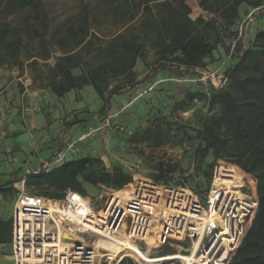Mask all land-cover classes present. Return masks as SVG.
<instances>
[{
  "label": "trees",
  "instance_id": "1",
  "mask_svg": "<svg viewBox=\"0 0 264 264\" xmlns=\"http://www.w3.org/2000/svg\"><path fill=\"white\" fill-rule=\"evenodd\" d=\"M188 1L100 0L94 7L84 5L72 21L58 26L48 38L52 24L44 0H0V16L25 13L19 25L0 24V69L26 64L36 71L34 82L46 85L57 97L92 86L104 101L98 114L103 117L108 100L135 84L134 68L148 50L158 58L155 70L175 67L187 72L204 67L223 47L231 60L225 85L210 87L207 93L187 91L169 106L174 116L188 111L195 100L204 102L207 115L199 127L178 126L171 132L169 117L157 116L156 126L139 131L132 140L138 141L141 135L157 143L166 134L181 132L191 143L196 160L212 157L208 185L204 189L191 186L200 195L209 190L214 167L220 162L250 177L256 184L257 209L230 264H264V31L246 44L238 39L244 14L247 18L255 11L253 18L264 24V0H202L200 7L214 17L211 20H193ZM95 26L108 27L103 35L106 40L92 33L86 41ZM52 58L54 63L49 62ZM163 113V108L157 110L158 115ZM100 163L91 158L65 161L47 174L31 176L46 179L56 189L81 192L77 178L86 171L84 181L89 184L110 182ZM177 170L175 165L160 164L155 183L180 186L170 184ZM115 172L113 182L121 190L131 179L119 169Z\"/></svg>",
  "mask_w": 264,
  "mask_h": 264
},
{
  "label": "built area",
  "instance_id": "2",
  "mask_svg": "<svg viewBox=\"0 0 264 264\" xmlns=\"http://www.w3.org/2000/svg\"><path fill=\"white\" fill-rule=\"evenodd\" d=\"M255 11L239 30L243 35ZM226 77L214 87L222 88ZM153 88L148 91H152ZM99 127L77 141L67 144L27 175L47 174L78 157L86 138L113 127L112 117L96 115ZM220 162L214 168L209 190L198 194L188 186H164L151 180H135L127 199L111 192L102 207L95 209L79 193L66 191L63 198L52 199L21 192L13 209V257L15 264H118L135 255L145 264H230L250 228L257 199L246 191L249 179L240 169V179L229 178V168ZM253 181V180H252ZM89 238H84V236ZM98 238L118 245L119 240L143 244L140 251L170 246L173 259L153 258L147 263L136 251L115 252ZM149 240L150 243H149ZM141 264V263H139Z\"/></svg>",
  "mask_w": 264,
  "mask_h": 264
},
{
  "label": "crops",
  "instance_id": "3",
  "mask_svg": "<svg viewBox=\"0 0 264 264\" xmlns=\"http://www.w3.org/2000/svg\"><path fill=\"white\" fill-rule=\"evenodd\" d=\"M191 18L195 20L192 16ZM92 33L106 40L103 37L104 34L92 29L86 41ZM216 53L217 51L214 53V59ZM59 55L60 53L55 54V56ZM52 60L54 59L52 58L49 62L52 63ZM157 62L158 58L150 50L146 52L143 59H138L134 68L135 84L126 87L108 100V112L103 117L111 116L113 124L124 127L121 123L115 122L116 119L132 109L145 96L153 95L152 91H148L151 88L160 91L154 94L165 98L159 105L166 109L174 101L181 100L187 91L194 94L208 92L209 89L201 85L180 83L179 78L191 71L183 72L175 67H162L155 70ZM74 73L78 74L79 71ZM35 74H32L24 65L9 69L5 66L0 69V264H15L12 247V216L19 194L25 192L33 196L59 199L66 191H72L56 189L47 183L46 179L29 176L26 171L36 170L43 161L51 158L67 144L87 135L89 129H97L100 125L94 117L104 106V101L100 99L92 86L72 90L63 97H57L46 85L34 82ZM116 84L117 82H114L109 88H113ZM172 90L176 93L170 94ZM200 106L201 102L195 100L188 111L180 112V116L188 117L186 125L193 128L199 127L201 120L207 115V106L204 105L202 115H200L202 112ZM144 111L146 115L150 109L145 108ZM163 111L167 112L164 109ZM133 120L135 119L130 121ZM92 121H94L93 125L90 124ZM96 142L98 144L99 140ZM94 143L91 138H86L78 144L80 145L78 157L68 156L67 161L86 158L101 161L99 167L105 175L110 176V182L89 184L84 181V176L88 173L86 171L77 178L81 192H76L87 198L93 208L98 209L104 205L111 192L118 191L119 195L128 198L137 174L120 161L118 156L111 154L114 146L110 142H107L108 144L102 150L98 147L91 148ZM94 153H97V156ZM116 169L123 171L131 179V182L121 190H118L113 182ZM138 248L145 249V246L138 244ZM159 251L147 250L149 258L145 257V260L149 262L153 258L165 257L161 256ZM155 253L156 257H154ZM118 264H136V261L126 258Z\"/></svg>",
  "mask_w": 264,
  "mask_h": 264
},
{
  "label": "rangeland",
  "instance_id": "4",
  "mask_svg": "<svg viewBox=\"0 0 264 264\" xmlns=\"http://www.w3.org/2000/svg\"><path fill=\"white\" fill-rule=\"evenodd\" d=\"M100 0H44L46 9L49 13V18L51 22V27L48 30V38H51L55 33V30L58 26L65 25L72 21L81 11L84 5H89L94 7L97 2ZM202 0H189V5L192 9L193 18H205L206 20L213 19V16L205 13L204 10L200 7V2ZM247 10V9H245ZM247 15V14H246ZM25 13L20 12L18 14L8 16H0V24H9L11 26L19 25L24 20ZM245 14L243 16V22L245 21ZM100 34H105L108 30L106 26H95L92 28ZM258 31H264V24L259 23L255 18L248 23L246 30L243 35L244 43H248L249 39H253L255 34ZM228 40L226 39V43ZM52 63L54 60L51 61ZM26 68L27 65L24 64ZM13 67L7 65V68ZM231 67V60L229 55L224 51L223 47H220L216 53V58L213 60H207L204 67L192 70L189 74H185L182 78H179L180 83L188 84L194 83V85H201L209 89L210 87H215L219 80L223 77H226V71ZM5 68V67H2ZM1 68V69H2ZM29 69V68H28ZM32 74H35V69L30 70ZM181 73V72H180ZM154 90V89H153ZM152 90L153 95H148L138 101L135 106L128 110L126 113L122 114L121 117H118L115 122L121 123L124 127H119L118 124H113V127L109 130L104 131L103 133H94L91 134L88 138H91L92 143H95L91 148L103 149L110 142L114 148L111 151L112 155L118 156L119 160L128 165L131 171H134L136 175V180L147 179L153 182L156 181L159 176L158 166L160 164H171L178 167L177 172L173 173L170 177V184L172 185H188L201 187L204 189L208 185L210 178V172L212 170L213 158L207 157L203 160H196L193 157V149L191 143L187 141L181 132L179 134L169 136L165 135L164 139L160 142H153L151 140L143 139V136H139L138 141H134L133 136L139 131H144L149 127L156 126L155 117L159 116L161 119H167L170 125L172 126L171 132H175V129L178 126H184L187 123V116H180V113H176L174 116L171 113L170 107L167 109V112L163 115H158L157 110L162 107L159 105L164 102L165 98H160V93L158 90ZM171 93H176L175 91H170ZM201 102L200 109L202 110L201 114L204 113V103ZM149 108L147 114L144 115V109ZM164 109V107H163ZM166 111V110H165ZM131 119H135L130 121ZM94 121L90 124L93 125ZM94 129H89L88 133H92ZM95 137V140H93ZM96 140H99L97 144ZM80 146V145H78ZM97 156V153H94ZM217 164L216 166H218ZM215 166V167H216ZM214 167V168H215ZM226 168L232 169L230 165H225ZM236 172V170H235ZM246 191L249 196L257 199L256 193V184L252 179H249V183ZM118 192V191H117ZM114 193V192H113ZM84 236V235H82ZM89 238V236H84V238ZM98 240L105 242L108 246H112L109 242L98 238ZM160 250V251H159ZM155 252L159 251V254H169L175 253L176 250L170 246H165L154 250ZM133 258L128 257L127 259L136 261V264H145L135 255H132ZM156 257V253L154 255ZM160 257V255H157Z\"/></svg>",
  "mask_w": 264,
  "mask_h": 264
},
{
  "label": "bare ground",
  "instance_id": "5",
  "mask_svg": "<svg viewBox=\"0 0 264 264\" xmlns=\"http://www.w3.org/2000/svg\"><path fill=\"white\" fill-rule=\"evenodd\" d=\"M227 173H229L231 176L229 177V178H235V179H240V177L237 175V173L235 172V170L234 169H232V170H229ZM133 187H134V183H133V185H132V187H131V190L133 189ZM130 190V191H131ZM121 196V195H120ZM128 197V196H127ZM122 198H124V199H127V198H125L124 196H122ZM98 242L99 243H101V244H103V245H106L107 247H112L113 249H115V251H117V250H119L118 252H122V251H124V250H126V249H131L132 251H136L137 253H139L142 257H143V259H144V261L145 262H147L146 260H145V257L146 258H148L147 256H145L141 251H140V249L134 244V243H131V242H129V241H126V240H119V244H120V246H118V245H114V246H108L105 242H103V241H100V240H98ZM134 245V246H133ZM137 248V250H135ZM173 256H175V255H169V256H167V257H165V260H170V259H173ZM138 257V256H137ZM158 260H151L150 259V263H156ZM149 262H147V263H149Z\"/></svg>",
  "mask_w": 264,
  "mask_h": 264
}]
</instances>
